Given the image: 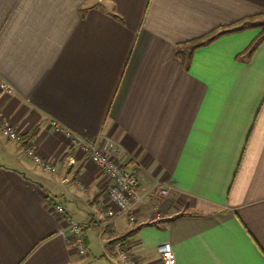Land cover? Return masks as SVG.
Listing matches in <instances>:
<instances>
[{
  "label": "crops",
  "instance_id": "1",
  "mask_svg": "<svg viewBox=\"0 0 264 264\" xmlns=\"http://www.w3.org/2000/svg\"><path fill=\"white\" fill-rule=\"evenodd\" d=\"M252 27L191 51L177 48L215 29ZM260 25V26H259ZM264 0H0V264H116L111 243L139 264H264ZM189 54V49L182 47ZM117 145L141 191L136 221L114 222L109 179L50 127ZM31 142L56 162L48 173L26 156ZM70 160L74 163L69 164ZM60 204L84 231L78 255Z\"/></svg>",
  "mask_w": 264,
  "mask_h": 264
},
{
  "label": "built area",
  "instance_id": "2",
  "mask_svg": "<svg viewBox=\"0 0 264 264\" xmlns=\"http://www.w3.org/2000/svg\"><path fill=\"white\" fill-rule=\"evenodd\" d=\"M0 90L9 92L11 86L0 77ZM50 127L56 134L64 137L71 152L89 160L93 166H96L109 179V185L106 189V197L103 201L104 205L109 207L107 216L112 222L121 216L133 224L137 218V209L144 203L145 197H150L151 205L155 206L162 198H166L170 194L168 187L159 181H155L147 192H142L139 181L133 173L118 161L117 145L113 142L108 144L107 152L98 147L97 141L81 137L70 130H66L57 121H51ZM0 135L5 139L19 143L23 141V134L18 132L8 120H0ZM26 156L42 170L56 174L58 167L52 159L40 156L39 149L31 144L26 143ZM74 163L70 160L69 164ZM56 216L62 217L67 223V231L72 236L73 245L78 255H85L87 246L84 240V231L93 224H82L77 222L69 213L65 211L62 205L53 206ZM161 255V260L165 264H173V253L168 244H162L156 248ZM113 260L116 264H139L136 259L124 250L122 243L113 241L110 246Z\"/></svg>",
  "mask_w": 264,
  "mask_h": 264
},
{
  "label": "trees",
  "instance_id": "3",
  "mask_svg": "<svg viewBox=\"0 0 264 264\" xmlns=\"http://www.w3.org/2000/svg\"><path fill=\"white\" fill-rule=\"evenodd\" d=\"M254 26L252 21H244L241 22L239 24H236L234 26H230V27H221L218 29L213 30L212 32L206 34L205 36L198 38L196 40H193L189 43H185L183 45H180L177 48V56H179L182 59V64L184 65L185 68L188 67L187 62L190 60L189 56L191 55V51L195 50V49H199L200 47L206 46L210 43H212L213 41L217 40L219 37H223L224 35L227 34H232V33H237V32H241L244 31L250 27ZM260 26V25H259ZM264 42V29L261 33V35H259L252 43L251 45L248 47V49H246L244 55L249 58L252 56V54L257 50V48L260 47V45ZM182 47H186V49H189V54L182 52ZM189 59V60H188ZM132 236V232L128 233L124 236L118 237L117 240L115 241H119L120 243H122L123 248L125 249L126 243L127 241L130 239V237Z\"/></svg>",
  "mask_w": 264,
  "mask_h": 264
}]
</instances>
